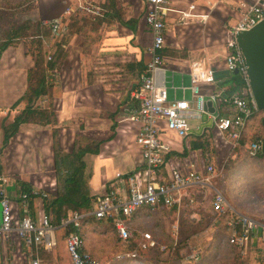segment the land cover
Instances as JSON below:
<instances>
[{
  "label": "crops",
  "instance_id": "1",
  "mask_svg": "<svg viewBox=\"0 0 264 264\" xmlns=\"http://www.w3.org/2000/svg\"><path fill=\"white\" fill-rule=\"evenodd\" d=\"M92 1L106 9L103 18L79 17L74 20L64 16L65 8L73 5L75 0H36L31 10L30 19L43 23L64 17L65 22L69 21L71 32L65 23L67 31L61 38L54 39L49 35L45 40L46 47L53 53L55 44L65 38L66 58L54 72L56 93L52 98L44 96L36 103L44 108L53 106L55 124L23 123L2 151V174L13 196L16 217H22L24 213L18 181L28 182L35 192L56 194L57 175H47L48 169H56L54 131H57L59 146L66 153L71 152L73 146L70 150L65 148V137L75 138L81 132L102 141L99 154L91 158L92 195H104L117 173L134 170L142 162L136 144L140 125L125 120V116L137 105L132 92L153 57L150 51L153 35L146 22L147 0ZM241 1L251 0H171L175 10L166 18V41L161 52L166 77L167 71L172 73V98H192L190 71L195 62L216 70V83H202L206 97L221 89L231 90V85L223 87L221 84L231 80L226 71L225 56L230 29L240 17ZM190 6L194 7L191 9ZM182 11L191 16L184 18ZM68 32L71 35L66 37ZM35 60L36 56L23 43L10 45L0 56V146L4 139L3 126L11 123L26 107L27 102L21 98L27 90L28 72L34 67ZM176 74L181 77L180 86L174 83ZM186 76L188 85L185 84ZM178 91H181L180 97ZM167 135L178 138L170 131ZM223 142L229 146L225 140ZM190 147L170 155L166 171L179 163H190ZM184 149L186 155L181 154ZM43 205L44 201L37 196L34 200L36 217ZM258 223L264 227V223ZM12 239L0 243V264H7L9 250L13 264H30L28 248L19 238Z\"/></svg>",
  "mask_w": 264,
  "mask_h": 264
},
{
  "label": "built area",
  "instance_id": "2",
  "mask_svg": "<svg viewBox=\"0 0 264 264\" xmlns=\"http://www.w3.org/2000/svg\"><path fill=\"white\" fill-rule=\"evenodd\" d=\"M147 5L146 22L153 35L150 47L153 57L147 63L140 83L132 92L137 105L125 116V120L140 125L136 144L140 148L142 162L134 170L117 173L107 186L105 194L99 196L92 208L84 212L77 210L71 212L61 219V226L72 224L79 228L81 221L88 216L98 220L109 218L113 221L118 237L124 242H129L134 235L129 222L135 213L146 208L152 212L160 208L176 207L180 210L184 205L197 208L201 203L205 204L204 200L211 195L212 210L218 215L225 212L231 215L227 221L231 231L230 242L241 254H246L250 244L258 239L264 241V227L252 217L237 211L228 202L225 193L214 183L215 177L222 169L203 152L201 160L192 159L187 164L179 163L166 171L170 155L178 151L172 148L165 137L166 132L170 131L185 143L192 130L191 120L201 119L206 113L213 120L214 129L219 132V137L229 143L231 148L237 145L246 126L260 110L249 87L247 66L235 40V34L237 31L251 29L264 19V0L239 3L240 17L231 27V37L227 42L226 71L230 74L238 71L246 88L242 92L231 94L217 91L209 98L206 97L202 92V83H216V70L195 62L190 71L191 99L169 97L161 51L166 41V18L175 10L171 0H147ZM193 7L190 6L191 9ZM75 11L90 15L94 20L103 18L106 14V9L92 0H75L73 5L69 4L65 8L64 16L68 17ZM182 16L186 18L191 14L182 11ZM47 23L50 26V35L54 39L61 38L67 31L64 17H56ZM208 100L212 101L213 112L205 109ZM260 150L262 151V141L251 142L247 147L251 157H256ZM6 182L5 176L1 174L0 243L17 237L28 248L27 254L31 264H42L40 251H51L56 246V226L53 225L51 216L46 213L44 205L39 209L37 217L31 215L30 195L27 192L19 195L23 203L24 216L16 217L13 196L9 193ZM33 193L40 196L43 201L48 196L44 192ZM65 243L72 264H100L84 249V241L79 232L71 231ZM156 248L165 250L166 245H160L150 231H142L138 248L118 254L117 258H128L129 264H145L140 258V251Z\"/></svg>",
  "mask_w": 264,
  "mask_h": 264
},
{
  "label": "rangeland",
  "instance_id": "3",
  "mask_svg": "<svg viewBox=\"0 0 264 264\" xmlns=\"http://www.w3.org/2000/svg\"><path fill=\"white\" fill-rule=\"evenodd\" d=\"M35 1L0 0V39H5L6 33L13 25L18 26L30 19ZM30 41V39H22L18 43H23L29 49ZM233 74H230L231 77ZM166 79L167 86L170 88L169 96L172 98V73L170 71H167ZM174 83L177 86L181 85L179 74L175 75ZM232 83V80L229 79L223 81L221 85L223 87L230 86ZM185 84H189L187 76L185 77ZM220 92L224 94L227 91L221 89ZM181 95V91H178V96ZM263 117L264 112H260L256 118L253 117L250 120L249 123L254 121L250 126L252 133L255 132L264 136ZM191 124L192 130L185 143H182L180 138L169 136L170 134L165 139L176 151H182L185 146L191 145V159L201 160L202 152L204 155L210 154L211 160L215 162L218 168L222 169L221 176L217 175L218 178L214 183L225 193L228 202L237 211L252 217L257 222L264 223V160L241 158L232 170V168L230 169L232 160L228 156L230 146L224 144L223 139L219 137V132L214 129V122L210 115L205 113L201 119L191 120ZM78 134L96 139L81 132ZM75 138L65 137L63 139L65 148L70 150L71 145L74 146ZM201 139L206 143L208 141V148L205 151L202 148H193V143ZM211 154L215 155V159L211 157ZM170 163H172V159H170ZM55 174L57 175L56 169H48L47 175L55 177ZM47 181H50V179ZM200 200L202 199L200 198ZM204 202L205 204L201 203L197 208H191L187 205H184L180 210L176 207L170 209L160 208L153 213L135 219V226L142 231H150L160 245H166L165 250L156 248L143 251V255L149 263L263 264L264 244H260L258 239L250 244L251 247L246 254H241L235 248V245L230 242L226 219L219 218L217 213L212 210L213 199L211 195H208ZM12 240L8 241L11 242ZM86 240L88 249L100 264H124L119 261L123 259L117 258L118 260H116L115 258L119 247L117 234H115L112 225L91 224L87 230ZM21 242L23 243V241ZM176 248H179V250L175 256ZM41 251L42 264H71L66 254L65 239L59 241L57 249L50 254L51 256L45 255L44 257L41 255ZM9 254H12L10 250L6 255L9 258L7 264H13V257ZM260 257H262V260ZM28 259L30 261L29 257Z\"/></svg>",
  "mask_w": 264,
  "mask_h": 264
},
{
  "label": "trees",
  "instance_id": "4",
  "mask_svg": "<svg viewBox=\"0 0 264 264\" xmlns=\"http://www.w3.org/2000/svg\"><path fill=\"white\" fill-rule=\"evenodd\" d=\"M79 17H86L87 19L92 20L90 15H87L81 11H75L72 13V15H70L69 19L75 20ZM65 23L67 24L66 26L69 27V21L66 20ZM70 26H72L71 21ZM70 28L71 27H69V31ZM70 32L65 34V36L69 37L71 35ZM49 35L50 26L48 23H43L39 20L28 19L18 26L13 25L8 30V33H6L5 39H0V56L6 48L12 44L18 43V41H21L22 39L31 40L28 50L31 54L36 56L34 67H32L28 72L27 90L21 98V100H25L27 102L26 107L14 118L11 123L3 126L4 139L2 145L0 146V175L3 173V165L1 162L3 148L8 145L10 139L19 131L20 126L23 123H36L41 125L55 124L56 114L53 106L50 105L48 108H44L36 104L37 100L44 96L52 98L55 95L56 84L54 81V72L60 68L66 58V51L64 48L65 38L59 40V42L55 44L56 48L52 53V51H50V49H48L45 45V40ZM49 57H51V59H49ZM231 80L233 82L231 84V90H228L226 93L231 94L235 92H242L246 88V84L240 73H234L231 77ZM260 112H258V114H256L254 117L256 118ZM252 123H248L237 145L234 148H231L229 151L228 156L229 159L232 160L230 162V164H232L230 169L232 168V170L234 167H236L235 165H237L241 158H247L248 160H264V154L261 150L256 157H251L247 152V147L251 142H260L264 139V136H261L255 132L252 133L250 128ZM101 144L102 141L100 140L87 138L84 135L77 134L72 151L66 153L62 151L58 144L57 131L53 132V151L57 172V188L55 195L48 194V196L44 199V207L46 213L51 216L53 225L56 226V246L51 251L42 250V256H48L54 250H56L59 241H62L63 239L66 240L67 235L71 231L80 233L84 241V249L92 254L88 249L86 242L87 230L91 224L112 225L115 234H117L113 221L109 218L98 220L93 216H88L81 221L79 228L74 227L72 224L68 226H61L60 223L61 219L63 217H67L71 212L76 210L80 212L87 211L98 201L99 196L92 195L90 191V180L92 177V167L90 161L93 155L99 154ZM193 148H202V150L205 151L208 148V141L206 143L203 139H201L200 141L193 143ZM181 154L186 155L187 151L184 150V152ZM206 155L210 156V154ZM211 157L214 158L215 155L213 156L211 154ZM219 175L221 176V173H219ZM218 176L215 177V180L218 178ZM18 182L19 193L22 194L27 192L30 195V210L33 217H36V211L34 210V200L37 198V195L33 193V187L26 181L20 180ZM149 213L153 212L146 208L139 213H135L131 218L129 223L134 231V235L129 242L122 241L117 235L119 251L115 257L116 260H118V254L129 252L138 248V242L142 230L135 226V219L143 217ZM22 216H24V213ZM218 216L219 218H225L226 223L231 218L229 212H225ZM227 228L229 230V235H231V231L228 226ZM258 242H260V244H264V241L262 240H258ZM250 247L251 245H249L248 249H250ZM178 250L179 248L175 249V256L177 255ZM66 254L70 260V263L72 264L71 257L67 249ZM140 258L145 261V264H150L149 261L144 257L143 251H140ZM260 259L262 260V257H260ZM119 261L124 264L130 263V259L128 258Z\"/></svg>",
  "mask_w": 264,
  "mask_h": 264
},
{
  "label": "water",
  "instance_id": "5",
  "mask_svg": "<svg viewBox=\"0 0 264 264\" xmlns=\"http://www.w3.org/2000/svg\"><path fill=\"white\" fill-rule=\"evenodd\" d=\"M235 40L247 66L249 87L256 105L264 112V19L251 29L237 31ZM235 73L238 74V71ZM205 109L214 111L211 100L206 102ZM262 123L264 124V117ZM262 153L264 154V139Z\"/></svg>",
  "mask_w": 264,
  "mask_h": 264
}]
</instances>
